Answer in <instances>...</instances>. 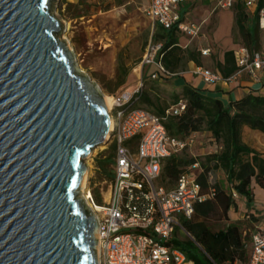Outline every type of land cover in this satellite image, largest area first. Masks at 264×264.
I'll return each instance as SVG.
<instances>
[{"label":"water","instance_id":"1","mask_svg":"<svg viewBox=\"0 0 264 264\" xmlns=\"http://www.w3.org/2000/svg\"><path fill=\"white\" fill-rule=\"evenodd\" d=\"M56 1L0 0V264H98L81 193L111 115L61 37Z\"/></svg>","mask_w":264,"mask_h":264},{"label":"built area","instance_id":"2","mask_svg":"<svg viewBox=\"0 0 264 264\" xmlns=\"http://www.w3.org/2000/svg\"><path fill=\"white\" fill-rule=\"evenodd\" d=\"M106 1L115 3L117 0ZM185 1L148 0L146 13L166 30L177 28L195 37L199 30L186 25L180 12ZM235 1L219 0L217 7L231 9ZM241 1L249 12L257 14L264 33V0ZM161 47V44H151L142 60V65H157L158 72L152 79L170 74L161 62ZM208 54L209 50L202 51V55ZM235 60L238 70L227 78L206 68L197 69L195 74L208 84L236 82L247 75L255 83H261L264 91V44L257 52L239 47L235 51ZM143 89L144 81L141 80L132 92L112 96L113 127L108 144L115 146L113 178L101 204L93 197L89 198L99 226L98 264H194L171 242L177 227H181V218H191L194 203L207 198L197 182L200 164L192 165L173 188L160 185L159 180L163 162L173 154L191 148L201 133H194L187 140L169 136L164 118L136 107ZM185 108V103L181 102L166 113L168 116L179 115ZM234 197H238L237 194ZM245 219L250 220V216L245 215ZM233 264L242 263L235 261ZM248 264H264V228L257 227L251 238Z\"/></svg>","mask_w":264,"mask_h":264},{"label":"trees","instance_id":"3","mask_svg":"<svg viewBox=\"0 0 264 264\" xmlns=\"http://www.w3.org/2000/svg\"><path fill=\"white\" fill-rule=\"evenodd\" d=\"M70 7H74L70 4ZM232 10L235 13V29L241 45L251 52L260 51L264 44V33L259 27L257 14H252L241 0L235 1ZM76 14L74 17H80ZM178 30L173 28L154 35V40H162L160 54L165 69L178 74L186 64L194 61L201 65L199 53L190 48L179 46ZM225 61H216V69L223 77L233 75L238 66L235 52L227 51ZM167 77L166 74H161ZM123 84V82H121ZM123 91V90H122ZM144 89L136 107L148 109L164 118L169 136L187 140L194 133L207 132L211 135V153L191 155L188 148L173 154L163 162V170L159 184L173 188L180 176L189 171L196 162L200 164L197 182L201 193L207 195L204 201L194 203L191 218L182 217L171 244L185 253L187 259L194 264H233L239 261L248 264L250 252L246 248L241 224L231 221L230 212L237 210V194L245 200L248 222H259L260 217L253 210L255 194L253 185L264 189V154L251 148L243 141V127L259 131L264 135V94L252 92L245 97L225 104L219 99L204 95L200 91L186 86L181 94H176L170 106H163ZM185 103V110L179 115H167L173 106ZM147 104V107L144 106ZM138 139L134 141L137 143ZM98 166L109 181L113 178L114 150ZM112 167L111 169L108 167ZM222 171L226 176V184L212 182L211 176ZM96 202L102 201L92 192ZM213 218L229 222L219 230H213L210 222ZM185 231H183V229Z\"/></svg>","mask_w":264,"mask_h":264},{"label":"rangeland","instance_id":"4","mask_svg":"<svg viewBox=\"0 0 264 264\" xmlns=\"http://www.w3.org/2000/svg\"><path fill=\"white\" fill-rule=\"evenodd\" d=\"M70 4H73L74 7H70ZM53 13L63 25L64 32L61 37L69 43L73 50L76 56V68L81 73L95 81L104 95L112 96L123 89H132L131 86L136 84L137 77L140 75V70L137 72L134 70L141 65L149 44H158L152 38L156 27L153 28V23L143 12L137 10L134 4L123 8L122 3H107L103 0H58L54 3ZM76 14L81 16L74 17ZM211 26L206 30L209 33ZM177 35L182 39H187L190 36L181 31ZM198 46L199 44L195 40L192 47ZM205 63L207 68H216L214 56L207 58ZM142 73H144V69ZM162 78V83L155 79L144 80L145 89L150 92L153 98L158 99V103L170 106L176 91L171 94L173 89L168 84L171 79L169 77ZM144 106L147 107V104ZM257 140L263 148L262 138H257ZM201 143H204L205 146L208 143L212 144L206 133L203 138H198L191 148H188V153L197 154ZM111 146L107 144L103 146V149L100 146L97 147L94 154L86 160V164L87 162L90 164L86 188L88 191L95 192L102 202L107 196L105 193H107L109 179L98 166V161H104L110 155L113 151ZM211 181L227 183L226 176L222 171L213 173ZM254 188L255 205L253 210L260 217L259 227L264 228V189L256 184ZM84 194L82 188L81 196L84 197ZM93 198L96 202L94 195ZM236 200L238 202L236 212L240 214L231 221L241 224L246 248L250 252L251 238L257 231L254 224L256 222H248L249 220L242 217L248 210L247 207H244L245 200L241 197H236ZM240 204L241 209L239 208ZM228 223L213 218L210 226L213 230H219L225 228Z\"/></svg>","mask_w":264,"mask_h":264},{"label":"crops","instance_id":"5","mask_svg":"<svg viewBox=\"0 0 264 264\" xmlns=\"http://www.w3.org/2000/svg\"><path fill=\"white\" fill-rule=\"evenodd\" d=\"M103 1L107 2L106 0ZM218 1L219 0H186L181 6L180 12L183 21L189 27L198 29L199 33L195 37L188 36L187 39L178 37L179 46L184 49L190 48L191 50L199 53L201 65H198L194 61H190L178 74H172L168 71L170 74H166V76L171 79L168 82L170 87H172L171 89H173L171 94H173L175 91L176 94H181L186 86H190L206 96L223 101L225 104H228L231 101L239 100L252 92L264 94L261 83H255L247 75H244L239 81L236 82L220 81L216 84H208L199 75L195 74V71L199 68H206L213 72H219L216 68L210 69L205 66L207 58L214 56L216 61L223 63L225 61V52H235L239 47L242 46L240 38L238 37V33L235 29L234 11L232 9H223L217 7ZM115 3H122L123 8H125L127 5L134 4L137 10L143 12L145 16L153 23V28L156 27V31L152 35L153 40L156 33L162 32V26L150 18L146 13L148 0H117ZM210 25L212 26L209 33V31L206 30ZM183 40L185 41L183 42ZM195 40L198 42L199 46L193 48L192 43ZM156 42L161 45L164 43L160 39H158ZM150 45L151 43L149 46ZM204 50H209V54L205 56L202 55V51ZM158 60L159 57L156 58V61ZM143 69L144 73L141 74ZM138 70H140V75L137 77L136 84L131 86L132 89H123V91H120L119 93L112 96L119 95L123 92H132V90L136 89L141 80H152V75L158 72V67L156 64L142 65L141 62V65L134 71L137 72ZM155 80L159 83H162V75H160L159 78ZM205 133L211 137L209 133L204 132L201 133L199 139L203 138ZM257 138H262V142L264 143V135L262 133L252 130L247 126L243 127V141L251 148L264 154V147L262 148V146H260V142L257 140ZM200 147V149L198 148L199 152L194 155H205L207 153H211V151L215 148L209 143L207 146H205L204 143H201ZM244 207H247L246 203H244ZM239 208L241 209V204ZM239 214L240 213H237L236 210H232L230 212V217L233 220L235 219L234 217H237ZM245 215L242 217L244 218ZM254 224L256 228L259 227V222Z\"/></svg>","mask_w":264,"mask_h":264},{"label":"bare ground","instance_id":"6","mask_svg":"<svg viewBox=\"0 0 264 264\" xmlns=\"http://www.w3.org/2000/svg\"><path fill=\"white\" fill-rule=\"evenodd\" d=\"M104 99H105L106 105H107L108 110H109L110 115H111V109H112V106H113V98H112V96L104 95ZM112 127H113V121H112V117H111V129H112ZM105 145H106L105 143L102 144L100 146V148L103 149L104 148L103 146H105ZM96 149H94V151H93L92 154H94V152L96 151ZM89 174H90V164H89V162H87V171H86V174H85V181H84V185H83L82 188H83V192H85L84 198L86 200L87 205L94 211V207L91 204V202L89 201V198L90 197H93L92 192L91 191H88V189L86 188V186H87V178H88ZM85 190H87V191H85Z\"/></svg>","mask_w":264,"mask_h":264}]
</instances>
